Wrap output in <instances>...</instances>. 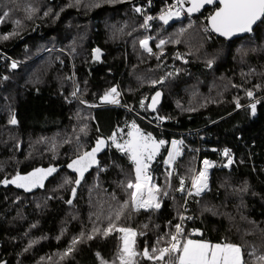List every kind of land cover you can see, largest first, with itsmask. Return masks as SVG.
Returning a JSON list of instances; mask_svg holds the SVG:
<instances>
[{
	"label": "trees",
	"instance_id": "1",
	"mask_svg": "<svg viewBox=\"0 0 264 264\" xmlns=\"http://www.w3.org/2000/svg\"><path fill=\"white\" fill-rule=\"evenodd\" d=\"M145 1L0 0V264H119L123 233L115 230L85 238L61 257L74 237L91 234L94 225L107 227L130 199L134 166L108 139L116 130L127 136L132 123L161 138L127 111L131 105L153 122L163 120L168 139L199 131L197 139L187 138L173 179L191 178L205 157L222 166L224 149L234 157L230 169L213 170L205 195L187 202L168 191L167 170L151 168L161 208L130 206L117 222L137 233L136 250L165 247V234L175 233L184 216L189 238L238 245L247 264L264 255V18L251 34L225 41L209 32L214 9H206L166 28L157 25L149 52L140 44L146 36L135 10ZM153 1L155 8L164 3ZM116 86L120 102L109 107L102 98ZM156 91L164 100L149 114ZM98 139L105 146L77 185L78 173L68 165ZM49 168L56 171L30 191L4 183Z\"/></svg>",
	"mask_w": 264,
	"mask_h": 264
},
{
	"label": "snow or ice",
	"instance_id": "2",
	"mask_svg": "<svg viewBox=\"0 0 264 264\" xmlns=\"http://www.w3.org/2000/svg\"><path fill=\"white\" fill-rule=\"evenodd\" d=\"M185 0H176L175 11L169 8L166 12L162 13L159 17L165 24L168 20L172 18L173 15L179 16L180 12L187 11L189 15L193 12L199 11L202 7L207 4L214 3V0H188L190 7L184 8ZM219 7L217 10L208 18V23L210 25V30L218 33L223 37H231L237 33L249 32L252 30V25L261 18H264V0H219ZM137 12L140 11L139 8L136 9ZM27 17L31 19L34 12L32 8L26 9ZM47 15V13H45ZM4 17L8 16V12H4ZM152 19L148 17L147 20ZM147 20L145 21V26H147ZM20 21L17 20L16 24L19 25ZM15 34V33H13ZM3 39H8V36H3ZM164 42L161 41V44ZM140 44L146 51L151 52L148 48V41L141 40ZM159 46V45H158ZM99 50H95V56L98 58ZM13 68L16 67L15 64L12 65ZM75 95V93H73ZM115 95H118L115 88L111 89L102 99L109 103H118L115 99ZM247 95L251 98L253 93L249 91ZM160 93L157 92L153 97L151 108H155V104L158 102ZM143 106V102H142ZM239 107V104H237ZM252 112L255 114L256 105H251ZM159 119V118H158ZM11 123L15 124V119L11 120ZM83 131V129H82ZM128 139L124 141L123 144L116 143L115 134L112 137L113 143H116V147L124 154L128 156V159L134 166L135 180H129L127 182V189L131 190L129 192L130 199L125 201L113 216H109V223L107 227L101 229L95 225L92 228L91 234H86L81 232L79 237H74L68 249L62 254V259L70 255L78 243H82L86 238L92 240L96 234H102L103 236H108L112 231H118L123 233L121 237L123 244L120 248L117 256L119 259V264H138L136 259L137 256H142L144 259L162 262V264H247V261L243 259L242 249L238 245L231 243H210L206 241L194 240L189 238L184 234V229L182 227V222L186 219L184 216L180 217L181 223L175 225V233H166L165 235L169 237L165 243V247L153 246L151 250L145 248L142 253L136 250V236L137 233L130 228L120 227L118 221L123 215V210L126 208H131L133 210H139L144 208L145 210L155 208L159 209L160 203L157 199V193L160 192V188L151 181V175L149 173V167L151 161H153L156 155L159 153L160 148L164 145V141H157L153 139L150 134L141 133L140 129L133 123L130 126V130L127 133ZM105 146V141L103 139H98L96 146L92 148L91 151H85L82 155H79L77 159L73 160L68 168L72 171L78 173L79 178L75 180V183L79 185L80 180L83 178L84 173L88 171L90 167L97 163L96 156L97 153L102 150ZM176 155H179L178 142H172V150L168 154V158L165 160V164H170ZM225 156H228V150L224 152ZM229 164L232 163L231 159L228 161ZM205 168L199 171L198 175L192 177L191 189L188 190V195L191 196L195 194L199 196L204 189L207 187V175L208 168L212 165L209 161H204ZM228 165H225L227 167ZM55 168L49 169H36L32 173L21 176L17 175L11 181L5 180L4 183H13L17 187L24 188L25 191H30L33 187L43 186V180L47 175L55 172ZM171 176V173H168ZM70 180H65V183H71ZM185 181L183 178L180 180V187L178 191H185L184 187ZM192 189L195 190L193 193ZM76 189L73 188L72 192L75 195ZM71 203V201H68ZM190 219V217H188ZM198 233H191L189 235H194ZM163 239V237L159 238ZM158 239V244H159ZM250 255H255L254 253ZM256 264H264V255L255 257ZM102 264L104 262L102 261Z\"/></svg>",
	"mask_w": 264,
	"mask_h": 264
},
{
	"label": "built area",
	"instance_id": "3",
	"mask_svg": "<svg viewBox=\"0 0 264 264\" xmlns=\"http://www.w3.org/2000/svg\"><path fill=\"white\" fill-rule=\"evenodd\" d=\"M175 5H176V0H168V1H164L163 5L161 7L155 8V4H154V1L153 0H146L144 3H142V4L138 5V7H136V9L137 8L140 9L139 12H137V11L136 12L141 17L144 26H145V21L147 20V18L148 17H151L152 18L150 20H147V26H145V30H147V31H151L152 30V32H153L154 28L157 25H162L163 27L166 28V27H169L170 25L176 23L177 21H181V20H183V19H185L187 17L185 11L182 10L180 12V15L179 16L173 15L172 18L168 20V23L167 24H165L162 20L159 19L160 15L162 13L166 12L169 8H172V10L175 11L176 10V8L174 7ZM209 32L211 33L210 30H209ZM152 39H153V37L151 35L150 37H148V42H151ZM160 42L156 43V46H155L158 49L161 48L162 45H163ZM117 93H118V91H117ZM115 99L117 101L119 100V93H118V95H115ZM110 105L111 106H118L117 103H110ZM143 121L146 122L154 130L160 132V136H161L160 140H163L165 142L164 145L161 146L162 147L161 152L162 151H165L166 152L165 153L166 159L168 158L169 152L172 150V142L173 141H177L178 142L179 155H176L175 158L172 160V162L170 164L163 165V167L165 168V170H167L169 173H171V176H170V178H171L173 176V174H174V165H175V162L178 159L182 158V156L184 154V151L186 149H188V147H189L187 145V141H186L187 138L193 136V134H194L195 135L194 137L197 139L198 136H199L198 135L199 131L198 130H194V131L180 132V133L176 134V136L174 138L168 139L165 136V134L163 133V131H164L163 130V126H164L163 120H156V121L153 122V121L145 118V120H143ZM198 151H199V149H198ZM224 152H225V149L222 150L220 152V155H219V158H221V160H222V166H219L216 161H214V160H212L210 158H207V157L202 158L201 160H199V162H198L199 168L197 169L195 175H198L199 174V171H201V170H203L205 168V164H204V161L205 160L209 161L211 163V165H212L210 168H208L207 187L204 189V191L199 196H196L195 194H193L191 196L188 195V190L191 189V187H192L191 186V180H192V178L190 180L184 179V181H185V184H184L185 191H183V192L177 190L180 187V180H181V178H180L178 180V187L175 190L176 191L175 193L179 192L181 197H183V196H185V194H187L184 197L185 201H187L189 199H193V198H200L203 195H205L209 191V187H210V177H211V174H212L213 170L216 167H220V168H224V169H230L234 165V157L231 156V155L225 156L224 155ZM229 159H231V161H232L231 164L228 163ZM225 165H228V166L225 167ZM149 173H150L151 178H152L151 181H150V183L155 184L154 183V175H155L154 170L153 169L149 170ZM192 191H193V193L195 192L194 189H192ZM159 203H160V207H159V209H160L161 206H162V204H161V202H159ZM159 209L151 208V209L145 210L144 208H140L139 210H134V211H144V212H148V211H151V210H159Z\"/></svg>",
	"mask_w": 264,
	"mask_h": 264
},
{
	"label": "rangeland",
	"instance_id": "4",
	"mask_svg": "<svg viewBox=\"0 0 264 264\" xmlns=\"http://www.w3.org/2000/svg\"><path fill=\"white\" fill-rule=\"evenodd\" d=\"M168 1V0H167ZM187 15V14H186ZM187 17H188V15H187ZM142 32L145 34V36H146V39L148 40V37H150L151 35H152V30L151 31H147V30H145V26H144V24H143V21H142ZM160 42V41H159ZM161 43V42H160ZM114 88H117V89H119L120 90V88L119 87H114ZM119 93V92H118ZM152 97V96H151ZM150 97V98H151ZM150 100V99H149ZM143 101V100H142ZM142 101L140 102V105H142ZM120 102V93H119V100H118V103ZM106 103H108V102H106ZM148 103H149V101H148ZM148 103H147V105H148ZM106 105H109V107H111V105H110V103H108V104H106ZM114 107H118V106H114ZM131 107L132 108H128V107H126V109H127V111L129 112V113H131L132 115H133V117L135 118V119H137V120H139L144 126H146V127H148L149 129H151L152 127H150L146 122H144L143 120H145V118L147 117V116H145V114L143 113V111H140V112H135V111H139V110H136L135 108H134V106H132L131 105ZM134 109V110H133ZM133 124V123H132ZM132 124H130V126L132 125ZM136 125V124H135ZM130 126H129V128H128V131L130 130ZM137 126V125H136ZM139 129H140V131H141V133H143V134H150V133H148V132H146L144 129H141L139 126H137ZM153 129V128H152ZM128 133V132H127ZM115 138H116V143H120V144H123L124 143V141L125 140H127L128 139V136H123L122 135V131L121 130H116L115 131ZM113 134V135H114ZM113 135H112V137H113ZM151 135V134H150ZM112 137L110 138V139H108V143L109 144H111V145H113V146H115L116 147V143H113V140H112ZM154 139V138H153ZM161 149H162V147L160 148V151H159V153L156 155V157H155V159L153 160V161H151V163H150V167H149V170H151V168H153L154 166H156L157 168H163V169H165L164 167H163V165H165V160H166V156H165V151H162L161 152ZM162 153H164V156H161V154ZM159 155V156H158ZM169 173V172H168ZM196 173V172H195ZM175 175V170H174V174H173V176ZM195 175V174H194ZM193 175V176H194ZM173 176L170 178V176H168V178H169V187H168V191H171V193H174V192H176V191H173L172 190V185L173 184H175L176 185V189H177V187H178V180L180 179V177L178 178V179H173ZM192 176V177H193ZM191 177V178H192ZM191 178H189V179H187V178H183V179H186V180H190ZM154 183L156 184V181L154 180ZM175 189V190H176ZM187 194H185V196H186ZM185 196H183V197H181L180 196V193L179 192H177V193H174V197H177V198H181V199H183L184 200V202H187V201H189V200H191V199H189V200H187V201H185V199H184V197ZM157 199H158V201L160 202V197H159V193H157ZM194 199V198H193ZM192 239V238H191ZM194 240H198V239H194ZM200 241H202V240H200ZM122 244H123V242H122ZM213 244H215V243H213Z\"/></svg>",
	"mask_w": 264,
	"mask_h": 264
},
{
	"label": "water",
	"instance_id": "5",
	"mask_svg": "<svg viewBox=\"0 0 264 264\" xmlns=\"http://www.w3.org/2000/svg\"><path fill=\"white\" fill-rule=\"evenodd\" d=\"M164 1H167V0H164ZM191 5H190V3L188 2V0H185V2H184V8H187V7H190ZM220 5H219V0H214V3H212V4H207V5H205L204 7H202L199 11H196V12H193V13H191L190 15H189V13L187 12V11H185V13L189 16V17H196V16H198V15H201L206 9H214L213 10V12L211 13V15L212 14H214V12L217 10V8L219 7ZM210 15V16H211ZM209 16V17H210ZM208 17V18H209ZM262 20H263V18H261L260 20H257L253 25H252V30L251 31H249V32H244V33H237V34H235V35H233V36H231V37H228V38H226V37H223V36H220L218 33H216V32H213V31H211L212 33H213V35L214 36H216L217 38H219V39H222V40H225V41H234V40H236V39H239V38H241V37H244V36H247V35H249V34H251L253 31H254V29L262 22ZM207 25H208V28L210 29V25H209V23H208V19H207ZM157 92H159L160 93V97H159V99H158V102L155 104V108L153 109V108H151V107H149V105H152V103H153V97L156 95V93ZM163 100H164V96H163V93L161 92V91H156L153 95H152V97L150 98V100H149V103H148V106H147V111H148V113L149 114H155L157 111H158V109L161 107V105H162V103H163Z\"/></svg>",
	"mask_w": 264,
	"mask_h": 264
}]
</instances>
